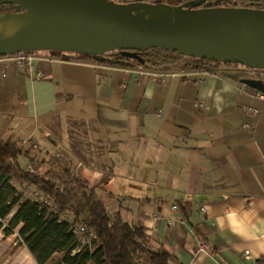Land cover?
<instances>
[{
  "label": "crops",
  "instance_id": "obj_1",
  "mask_svg": "<svg viewBox=\"0 0 264 264\" xmlns=\"http://www.w3.org/2000/svg\"><path fill=\"white\" fill-rule=\"evenodd\" d=\"M37 56L30 70L0 58V139L42 160L36 173L88 180L171 264H264V91L222 73ZM19 227L0 229V264H37Z\"/></svg>",
  "mask_w": 264,
  "mask_h": 264
},
{
  "label": "water",
  "instance_id": "obj_2",
  "mask_svg": "<svg viewBox=\"0 0 264 264\" xmlns=\"http://www.w3.org/2000/svg\"><path fill=\"white\" fill-rule=\"evenodd\" d=\"M204 2L0 0L17 10L0 12L6 21H23L0 36V57L36 51L99 56L118 50L142 63L139 52L152 47L264 70V9ZM240 81L264 91L262 83Z\"/></svg>",
  "mask_w": 264,
  "mask_h": 264
},
{
  "label": "trees",
  "instance_id": "obj_3",
  "mask_svg": "<svg viewBox=\"0 0 264 264\" xmlns=\"http://www.w3.org/2000/svg\"><path fill=\"white\" fill-rule=\"evenodd\" d=\"M191 1L165 0L163 3L176 5ZM211 1L206 0L203 6H218L221 3L224 6L264 9V0ZM14 9L12 4L0 5V12H13ZM50 53L57 56L59 51ZM139 55L142 63L121 55L118 50L99 56L70 54L74 59L98 64L161 71L174 68L200 70L222 73L236 80L247 77L245 73L225 69L235 64L185 57L164 48L151 47L140 51ZM220 65L224 69L219 68ZM22 158H27L31 168L22 165ZM42 163L30 149L11 139H0V220H4L17 207L4 226L0 223V229L7 235L20 226L18 234L21 244L25 245L37 264H171L172 256L169 253L153 251L145 244L142 228L123 220L119 212L107 209L95 185L73 174L68 168L59 171L50 169L38 174L36 170ZM14 180L21 188L13 184ZM30 189L49 201L54 209L44 200H33L26 196V191ZM73 223H82L86 227V234H91L86 243H82L73 232Z\"/></svg>",
  "mask_w": 264,
  "mask_h": 264
},
{
  "label": "built area",
  "instance_id": "obj_4",
  "mask_svg": "<svg viewBox=\"0 0 264 264\" xmlns=\"http://www.w3.org/2000/svg\"><path fill=\"white\" fill-rule=\"evenodd\" d=\"M38 54L36 52H19L12 55H6L1 56V59L7 60V61H14L18 67H24L27 69H32L34 67V62L38 59ZM37 77H42L41 72H37ZM4 75V74H3ZM48 203L47 201H45ZM202 211H204V208H201ZM73 232L74 233H81V242L86 243L88 241V238L91 236V234H86V227L82 223H73ZM76 233V234H77ZM197 247L199 250H209V245L205 243V241L198 239L197 240ZM248 250L243 251L244 255H248Z\"/></svg>",
  "mask_w": 264,
  "mask_h": 264
},
{
  "label": "rangeland",
  "instance_id": "obj_5",
  "mask_svg": "<svg viewBox=\"0 0 264 264\" xmlns=\"http://www.w3.org/2000/svg\"><path fill=\"white\" fill-rule=\"evenodd\" d=\"M113 1H120V2H127V1H134V0H113ZM162 2L161 3H163L165 0H161ZM171 1H174V0H171ZM168 2H170V1H168ZM211 2H215V0H212ZM234 4H236L235 2H234ZM237 4H242V3H237ZM219 5L220 6H224V5H222L221 3H219ZM218 5V6H219ZM212 6H214V5H212ZM229 6H234V5H229ZM240 6H244V5H240ZM36 53H46V51H36ZM59 53H68V52H59ZM222 65H224V64H222ZM222 65H220L219 66V68H221V69H224V68H222L223 66ZM174 69H176V68H174ZM226 70H228V71H238V72H241V73H245L246 74V72H247V70H246V68H245V66H242V65H239V64H235L234 66H231V67H227V68H225ZM179 70V69H178ZM261 73V75H262V78L264 79V71H262V72H260ZM260 75V76H261ZM41 171V170H40ZM31 196V198H33V200H44V202L45 201H47V200H45L43 197H41V196H37L36 195V193H34L33 191H32V193L30 194ZM48 203H46L47 205H51V209H54V207L52 206V204L49 202V201H47ZM12 212V211H11ZM5 221H7L6 220V218L4 219V220H0V223H1V225L2 226H4V223H5ZM6 224V223H5ZM16 230V229H15ZM18 232V231H17ZM77 233V232H76ZM75 233V235L80 239V241H81V233H77L76 234ZM19 237V234H17V239H16V243L17 244H19V243H21V238H18Z\"/></svg>",
  "mask_w": 264,
  "mask_h": 264
},
{
  "label": "bare ground",
  "instance_id": "obj_6",
  "mask_svg": "<svg viewBox=\"0 0 264 264\" xmlns=\"http://www.w3.org/2000/svg\"><path fill=\"white\" fill-rule=\"evenodd\" d=\"M23 21L17 22V23H10L4 19V15L0 14V36L5 35L16 28H18L20 25H22Z\"/></svg>",
  "mask_w": 264,
  "mask_h": 264
},
{
  "label": "flooded vegetation",
  "instance_id": "obj_7",
  "mask_svg": "<svg viewBox=\"0 0 264 264\" xmlns=\"http://www.w3.org/2000/svg\"><path fill=\"white\" fill-rule=\"evenodd\" d=\"M206 1V0H205ZM205 6V5H204ZM7 7V6H5ZM17 10L14 9L13 12H16ZM9 13V12H8ZM71 54V53H70ZM247 72H246V75L247 77H242V79H248V80H251L253 82H258V83H262L264 84V79L262 78V75L260 72L264 71V70H257V69H251V68H247L245 67ZM261 75V76H260ZM264 76V75H263ZM249 86V85H248Z\"/></svg>",
  "mask_w": 264,
  "mask_h": 264
}]
</instances>
